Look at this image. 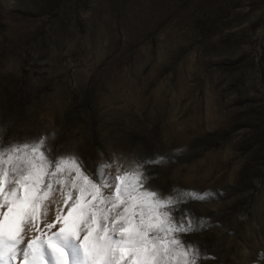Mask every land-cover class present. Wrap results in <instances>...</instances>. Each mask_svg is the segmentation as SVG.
Here are the masks:
<instances>
[{
    "label": "rangeland",
    "instance_id": "1",
    "mask_svg": "<svg viewBox=\"0 0 264 264\" xmlns=\"http://www.w3.org/2000/svg\"><path fill=\"white\" fill-rule=\"evenodd\" d=\"M39 138L90 176L155 157L205 264H264V0H0V139Z\"/></svg>",
    "mask_w": 264,
    "mask_h": 264
},
{
    "label": "snow or ice",
    "instance_id": "2",
    "mask_svg": "<svg viewBox=\"0 0 264 264\" xmlns=\"http://www.w3.org/2000/svg\"><path fill=\"white\" fill-rule=\"evenodd\" d=\"M44 138L0 139V264H205L185 200L145 187L141 157L113 176L75 157L50 158ZM54 185L65 211L44 219Z\"/></svg>",
    "mask_w": 264,
    "mask_h": 264
}]
</instances>
